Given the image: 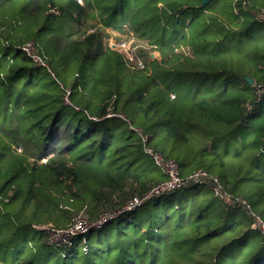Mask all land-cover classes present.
I'll return each instance as SVG.
<instances>
[{"label":"trees","instance_id":"1","mask_svg":"<svg viewBox=\"0 0 264 264\" xmlns=\"http://www.w3.org/2000/svg\"><path fill=\"white\" fill-rule=\"evenodd\" d=\"M201 1L0 0V264H264L249 231L264 222L252 86L264 83V0ZM125 27L160 59L135 69L101 48L105 29ZM146 148L208 181L66 246L37 229L97 219L168 180Z\"/></svg>","mask_w":264,"mask_h":264},{"label":"built area","instance_id":"2","mask_svg":"<svg viewBox=\"0 0 264 264\" xmlns=\"http://www.w3.org/2000/svg\"><path fill=\"white\" fill-rule=\"evenodd\" d=\"M16 48L20 51L25 52L37 66L44 65V63H42L37 56L33 43H25L24 46ZM144 66L145 64L140 61L136 63V67H139L140 69H144ZM252 86L253 101L259 103V101L264 97V83H253ZM65 102L68 103V100H65ZM252 107L253 102L251 101H247V103L244 105V109L246 112H250ZM110 116L111 114H108L106 117ZM146 152L151 156L152 160H154L155 165L160 166L161 170L165 173L168 180L159 183L158 186L154 187L151 191L143 194L139 198L127 202L121 208H117L112 211H105L97 219L90 218L86 213H79L72 218L71 223L66 227V229H55L51 225L40 226L37 229L43 231L44 235L46 236V238H48L50 243H57L66 246L67 244H71L76 239V237H84V235L89 231L103 227L104 224H107L119 218L121 214L135 210L136 208L140 207V205L146 199L153 195H158L162 192L174 191L179 187L191 186L195 183L205 184L208 181V178H206V173L202 170H197L186 177V179H181L177 176V164L174 161L165 160L160 154H154L147 148ZM213 189L217 192L215 186ZM228 200L236 201L238 199L228 197ZM238 202L247 207L244 201L239 199ZM249 231L259 233L264 238V222L260 219V217L256 216L253 218V221L249 227Z\"/></svg>","mask_w":264,"mask_h":264},{"label":"rangeland","instance_id":"3","mask_svg":"<svg viewBox=\"0 0 264 264\" xmlns=\"http://www.w3.org/2000/svg\"><path fill=\"white\" fill-rule=\"evenodd\" d=\"M104 31L101 38V48L119 51L129 64L133 63L132 67L135 69H140L136 67L138 61L146 66L153 59H160V55L155 48L150 47L146 41L135 37L127 27L122 29V31H113L111 29H105ZM84 241L85 239L82 244L85 243Z\"/></svg>","mask_w":264,"mask_h":264},{"label":"water","instance_id":"4","mask_svg":"<svg viewBox=\"0 0 264 264\" xmlns=\"http://www.w3.org/2000/svg\"><path fill=\"white\" fill-rule=\"evenodd\" d=\"M211 0H202L201 1V6H204L206 4H208ZM245 81L248 83V84H252V79L249 78V79H245Z\"/></svg>","mask_w":264,"mask_h":264},{"label":"crops","instance_id":"5","mask_svg":"<svg viewBox=\"0 0 264 264\" xmlns=\"http://www.w3.org/2000/svg\"><path fill=\"white\" fill-rule=\"evenodd\" d=\"M237 13V12H236ZM181 51L183 52V56H188L189 55V48H187V47H183L182 49H181ZM153 60H155V59H153ZM35 227H37V226H35Z\"/></svg>","mask_w":264,"mask_h":264}]
</instances>
